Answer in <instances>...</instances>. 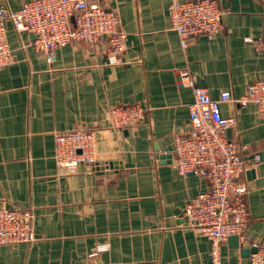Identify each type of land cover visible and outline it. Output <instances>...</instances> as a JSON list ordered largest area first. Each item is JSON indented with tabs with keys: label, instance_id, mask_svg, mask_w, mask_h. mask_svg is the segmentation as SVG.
Here are the masks:
<instances>
[{
	"label": "crops",
	"instance_id": "obj_1",
	"mask_svg": "<svg viewBox=\"0 0 264 264\" xmlns=\"http://www.w3.org/2000/svg\"><path fill=\"white\" fill-rule=\"evenodd\" d=\"M30 1L0 0V7L16 11ZM171 2L100 0L127 34L121 66L105 65V42L71 43L50 66L31 34L6 25L13 61L0 71V199L31 210L35 241L1 245L0 264H212L209 240L182 217L208 182L172 168L174 138L188 133L193 101L180 74L213 100L222 92L237 98L264 80V51L246 41L264 34V0H216L222 32L185 49L170 27ZM130 103L148 108L145 118L113 129L108 109ZM219 107L236 118L226 137L248 165L237 179L247 188L246 228L222 243L220 264H252V245L264 246V114L254 104ZM81 127L95 134L97 164L61 174L54 134ZM104 243L108 249L89 260Z\"/></svg>",
	"mask_w": 264,
	"mask_h": 264
},
{
	"label": "built area",
	"instance_id": "obj_2",
	"mask_svg": "<svg viewBox=\"0 0 264 264\" xmlns=\"http://www.w3.org/2000/svg\"><path fill=\"white\" fill-rule=\"evenodd\" d=\"M100 0H32L12 11L0 7V71L13 61L8 46L6 25L18 33L33 36V49L45 56L51 66L56 52L74 42L104 43L105 65H124L127 34L120 28L117 15L100 5ZM221 12L216 0H172L168 7L171 29L177 34L181 48L203 36L211 38L223 30ZM252 43L255 50L264 51V34ZM192 86L193 101L188 106L189 130L176 136L173 143L172 168L180 176H195L208 182V189L189 200L183 210L185 225L197 236L210 242L212 264H220L222 243L244 234L248 212L247 188L237 179L248 169L240 150L226 137V131L236 126L235 117H223L220 104L231 102L239 107L254 104L264 114V80L249 84L237 98L222 92L213 100L204 87L193 85L186 72L180 74ZM148 108L138 103L112 106L106 113L108 124L116 130L139 124ZM96 138L88 128H75L54 134V161L61 174H68L82 164L95 168ZM243 149V148H241ZM259 162L254 155L252 164ZM33 215L30 209L10 207L0 199V246L31 244L35 241ZM252 264H264V246L252 245ZM108 249L99 244L88 254L92 260Z\"/></svg>",
	"mask_w": 264,
	"mask_h": 264
},
{
	"label": "water",
	"instance_id": "obj_3",
	"mask_svg": "<svg viewBox=\"0 0 264 264\" xmlns=\"http://www.w3.org/2000/svg\"><path fill=\"white\" fill-rule=\"evenodd\" d=\"M234 238V237H233Z\"/></svg>",
	"mask_w": 264,
	"mask_h": 264
}]
</instances>
